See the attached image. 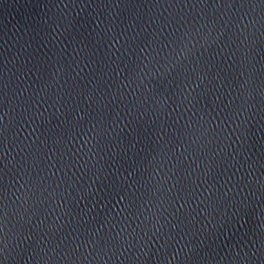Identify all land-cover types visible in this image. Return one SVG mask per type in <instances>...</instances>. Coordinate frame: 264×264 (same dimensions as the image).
Masks as SVG:
<instances>
[{
	"label": "water",
	"instance_id": "95a60500",
	"mask_svg": "<svg viewBox=\"0 0 264 264\" xmlns=\"http://www.w3.org/2000/svg\"><path fill=\"white\" fill-rule=\"evenodd\" d=\"M0 198L27 264H264V2L0 0Z\"/></svg>",
	"mask_w": 264,
	"mask_h": 264
},
{
	"label": "snow or ice",
	"instance_id": "6c2138e0",
	"mask_svg": "<svg viewBox=\"0 0 264 264\" xmlns=\"http://www.w3.org/2000/svg\"><path fill=\"white\" fill-rule=\"evenodd\" d=\"M262 2H264V0H262ZM193 39H195V37H193ZM193 47H194V45H193ZM182 51H184V49H182ZM187 51H190V49H187ZM207 131H208V129L204 128L203 125H200L199 128L190 129V135L196 136V138L199 139V136H197V133H199L200 136H203L207 133ZM233 131H235V130H233ZM3 227H4V216L2 214V211H0V233L3 232ZM0 244H2V238H0Z\"/></svg>",
	"mask_w": 264,
	"mask_h": 264
}]
</instances>
